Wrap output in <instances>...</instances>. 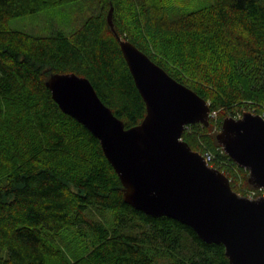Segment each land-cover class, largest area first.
<instances>
[{"label": "trees", "instance_id": "16d2710c", "mask_svg": "<svg viewBox=\"0 0 264 264\" xmlns=\"http://www.w3.org/2000/svg\"><path fill=\"white\" fill-rule=\"evenodd\" d=\"M55 6L84 13L69 34L7 25ZM168 11L166 0H0V264H229L223 244L124 202L99 140L45 85L52 73L86 77L126 128L140 123L145 103L118 36L130 41L216 111L181 138L209 152L235 192L261 195L216 133L226 116H264V0H213L176 18Z\"/></svg>", "mask_w": 264, "mask_h": 264}, {"label": "water", "instance_id": "95a60500", "mask_svg": "<svg viewBox=\"0 0 264 264\" xmlns=\"http://www.w3.org/2000/svg\"><path fill=\"white\" fill-rule=\"evenodd\" d=\"M107 21L116 34L112 7ZM118 40L145 103L140 123L126 128L90 81L75 73L48 77L52 99L99 140L122 184L124 202L147 215L176 219L204 242L223 244L229 264H264V195L235 192L228 177L181 138L188 124L208 125V102L130 41ZM216 139L248 170V183L264 190V116L251 111L226 116Z\"/></svg>", "mask_w": 264, "mask_h": 264}, {"label": "rangeland", "instance_id": "374dc122", "mask_svg": "<svg viewBox=\"0 0 264 264\" xmlns=\"http://www.w3.org/2000/svg\"><path fill=\"white\" fill-rule=\"evenodd\" d=\"M212 1L213 0H166V5L167 8H169V16L176 18L193 10L207 7ZM73 12V9H69L67 12L60 6L48 7L34 13L10 18L7 25L12 29L21 30L38 36L49 35L56 30H62L69 34L77 27L82 20V14H84L80 10ZM207 102L210 104L209 100H207ZM246 111L252 110L248 109ZM210 115L216 117V111H213ZM253 194H256V192L253 191ZM261 195H264V193Z\"/></svg>", "mask_w": 264, "mask_h": 264}, {"label": "built area", "instance_id": "2783aa9c", "mask_svg": "<svg viewBox=\"0 0 264 264\" xmlns=\"http://www.w3.org/2000/svg\"><path fill=\"white\" fill-rule=\"evenodd\" d=\"M202 156H203V158H204V160H205V162H206V164L208 165V166H211L212 167V165H211V163H212V155L209 153V152H207V151H205V152H203V153H200ZM253 191H251L250 192V194H249V198H254L253 197Z\"/></svg>", "mask_w": 264, "mask_h": 264}]
</instances>
